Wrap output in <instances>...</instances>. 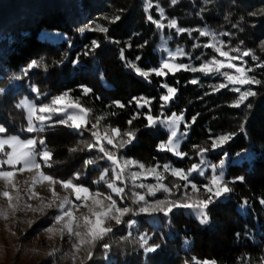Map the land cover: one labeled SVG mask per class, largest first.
I'll return each instance as SVG.
<instances>
[{"label":"trees","instance_id":"obj_1","mask_svg":"<svg viewBox=\"0 0 264 264\" xmlns=\"http://www.w3.org/2000/svg\"><path fill=\"white\" fill-rule=\"evenodd\" d=\"M154 1L156 4L157 0ZM158 2L169 19L192 30V35L182 33L177 43L199 55L205 50L202 47L207 38L196 30L209 27L223 32L229 48L251 49L259 57V60L245 57L246 67L253 68L249 75L264 80V68L256 67L257 63L264 62V0H178L175 5L169 0ZM155 4L148 12L144 0H0V88L9 87L0 94V123L8 133L27 127L25 110L16 105L21 97L31 94L30 86L38 87L41 95L48 96L72 90V97H79L84 106L92 108L93 116L116 113L102 124L119 127L122 132L138 130L136 139L120 149L119 155L149 166L171 163L187 170L200 163L198 150L193 147L199 145L209 148L205 155L209 163L218 164L228 156L226 180L244 177L243 181L230 183L233 191L210 206L209 224L202 225L197 217L184 209H175L168 216L158 213L163 223L165 221L158 228L148 216H142L138 218V230L132 231L127 240L122 239L128 236L126 229L114 234L121 243L107 237L96 246L93 258L86 264H195L193 258L215 260L217 264H260L264 261V205L260 203L264 198V86L252 85L257 96L250 97L240 107H233L239 93L230 85L219 91L213 90L226 82L218 73L181 70L165 77L153 74L149 80L137 75L126 62H134L144 69L160 66L157 46L161 29L146 18L151 14L154 19H160ZM114 14L121 15L116 23L104 20L105 16ZM97 24L108 27V33L80 31ZM165 32H168L167 28ZM52 34L64 37L49 36ZM93 40L99 41L100 47L89 51ZM197 43L200 47H194ZM121 49L124 50L123 60ZM77 58L79 63L74 64ZM32 61L41 66L28 70L31 78L10 86L13 77ZM194 79L198 83H191ZM163 83L177 88L168 106L160 99L166 94V89L161 86ZM80 85L93 91L85 96ZM141 96L152 100L150 111L153 116L183 112L190 131L180 150L188 153L187 156L180 158L158 150L157 145L168 139L169 132L160 124L145 127V113L149 108L128 103L133 97ZM114 100L121 101L126 107H110ZM249 102L252 104L250 109L246 107ZM137 113L139 116L128 124ZM193 117H196L195 123ZM242 126L244 131H241ZM226 133L235 135L221 147L212 149V140ZM39 135L46 138L53 151L54 163L50 171L54 175L58 173L65 177L72 170L82 171L84 161L94 153L87 149L69 151L78 145L83 147L81 141H90L87 131L81 134L65 125L55 124ZM240 154H243L240 161L233 163L232 159ZM99 161L104 163L103 159ZM98 169L96 165L85 168L83 182L89 183V175H94ZM193 178L197 184L205 181L196 176ZM245 200L247 204H244ZM142 233L151 236L149 244L161 247L146 255L136 238ZM103 243L111 245L107 254Z\"/></svg>","mask_w":264,"mask_h":264},{"label":"snow or ice","instance_id":"obj_2","mask_svg":"<svg viewBox=\"0 0 264 264\" xmlns=\"http://www.w3.org/2000/svg\"><path fill=\"white\" fill-rule=\"evenodd\" d=\"M172 5L178 3V0H169ZM154 7L153 0H147L146 11ZM155 7L160 12V15H164V9L159 6V2L155 4ZM121 12L123 10H120ZM147 20L154 23L157 28L163 29L165 27L174 28L178 33L189 32V29L181 28L178 26V21L170 19L165 25L161 20L154 19L149 14ZM121 19L120 14H114L111 17L105 16L104 20L109 23H116ZM84 31H94L107 34L109 28L103 24L89 25L87 28L80 29ZM201 36L211 37L209 43L205 44L204 47L214 49L218 54L213 55L211 59L205 60L199 67H194L190 64L177 63L178 57L189 55L183 48L177 47L175 51L168 50L167 58L160 62V66L151 69H144L139 67L134 62H126V66L132 69L137 75L143 77L145 80L154 74L156 76L165 77L170 73L175 75L176 72L181 70L190 72H202L205 74H220L224 77L227 83H221L217 85L213 90L219 91L221 88H227L229 85H239V87L233 88V91L239 93L238 98L232 104L233 107H240L249 101L250 97L257 96V91L251 87L252 85L264 86V80L256 78L255 75H249L253 72V68L246 67L247 61L244 57H251L254 60H259L256 57L253 50L246 49L242 50L240 47L229 48L225 50V44L223 41L218 40L217 34L210 32L207 29L196 30ZM224 35H231L230 33H224ZM243 44V41H240ZM166 44V42H165ZM100 47V42L93 40L89 51H95L96 48ZM131 47V45H128ZM143 47V45H141ZM194 47H200V45H194ZM235 52L237 55H233ZM124 50L121 49V59L124 58ZM88 52L85 53L87 55ZM140 58L137 57V60ZM241 61V64H236L233 61ZM59 63H63L60 61ZM74 64L79 63V59L73 61ZM40 63L32 61L26 69L22 70V75L14 76L13 79L21 80L23 76L27 75V72L31 68L40 67ZM47 67L46 65L44 66ZM257 68H264V62L257 63ZM225 69H234V72L225 71ZM101 79H103V73H100ZM150 82V81H149ZM191 83H198L197 80H192ZM248 85L250 87L243 88ZM166 89V94L162 95L160 99L164 104H168L174 99L177 88L172 87L167 83L161 85ZM83 92V95L87 96L93 90L86 85L79 86ZM32 90L37 94L41 95L40 89L33 86ZM5 92L4 88H0V94ZM72 90H68L60 93L59 95L53 96L49 103L36 104L33 101L25 98L20 101L16 107L25 109L27 112V127L24 131L28 133H36L37 135L22 138L20 134H7L8 129L4 125L0 124V182L3 183V189H0V197L6 200V207L0 205V219L7 220L9 213H15L21 210V202L23 196L21 195L20 183L27 184V195L31 198H40L41 204L39 208H33L32 205L24 202V207L32 210L33 212L39 211L41 215L46 214V210L54 206L53 202L59 200L58 204H55L58 214L52 217V225L45 229V232L49 234H59L60 239L63 240L67 235L69 241L72 242L71 253L65 252L61 256V259H71L73 264L78 259V254L83 251L86 253L88 260L92 259L94 250L98 244L105 241L107 237L113 233V226L110 222H115V225L126 224L129 229L133 227L137 222L134 219L125 221L124 217L130 213L138 215L140 213H164L168 216L175 209H189L192 210L199 222L202 225H207L211 221L209 215V208L215 204L221 197H226L233 189L229 186L230 183L235 181H243V176L235 177L232 181L226 180L224 177L223 165L224 161L221 160L219 165H209L212 169V175L208 183L204 185H198L193 179H189L193 173L204 175L202 164L205 163V154L209 151V148L200 147L194 145L198 150V154L201 158L200 164H193L187 170L183 168H176L170 164L146 166L140 161L124 158L119 155L120 149L125 148L136 139L137 129H130L127 131H121L119 127H113L110 124H102L110 116L116 115L115 112L104 113L102 115L93 116V109L84 106L79 97H72ZM135 102L138 108H149V111L145 113L147 124L145 127H155L158 124H162L165 128L170 130V134L166 141H161L157 147L161 151H168L173 153L177 157L183 158L188 153L180 150V142L186 133L180 131V124L184 123L183 112L177 114L172 113L170 116H153L150 111L152 100L147 97H133L128 103ZM125 108L126 105L119 100L112 101L110 107ZM247 108H251L252 104L249 102L246 104ZM54 116H61L62 118L53 120ZM139 113L135 114L129 121L128 124L132 123V120L136 119ZM196 117L192 118V122L195 123ZM60 124L66 125L69 128L75 129L78 133L87 131L91 134V141H81L83 147L79 145L70 149V152H76L78 150L83 151L87 149L92 151L95 149L100 155L92 158H88L84 161V168H88L89 165H98L100 159H104L110 162V168H104L101 171L99 178L93 183L99 186L101 183L106 185L108 191L101 192L97 187L96 191H92L86 187L83 182H80L82 172L77 171L72 176L67 178H59L45 171V168L51 169L53 167V151L48 147L46 138L39 135L43 133L49 124ZM91 125V127H89ZM190 127V125H187ZM241 131H244L243 126ZM235 133H226L215 137L212 140L211 148H219L223 144L227 143ZM227 155V154H225ZM43 166V167H42ZM163 171H160V168ZM137 168L138 171H132L131 169ZM219 168V174L216 173V169ZM111 171V176L109 172ZM24 173L33 174L31 176V183L26 179L22 182H17L16 177L18 174ZM165 173H170L172 176L177 177L179 180L185 183H173L171 187L164 183L166 179ZM154 176L156 179L155 184L139 183L137 181L142 177ZM47 182L48 190L51 193L50 198L41 197L39 193L35 191L37 184H44ZM129 183L133 188L144 189V192L133 191L129 197L125 189ZM59 185L66 195L63 197L56 191V186ZM191 188V192L188 188ZM183 189V191H182ZM158 192L165 193L164 199L149 200V197H155ZM176 193H181L178 198L173 199ZM116 198H113V197ZM131 199L133 205L121 206L120 202ZM248 202L245 200L244 204ZM260 203L264 205V198L260 199ZM80 209H85L80 215L76 213ZM29 226L35 221L30 220ZM56 225H60L59 228ZM16 235L15 232L12 233ZM240 234L237 233V236ZM131 236V232L128 236L122 237L127 240ZM52 235H49V239ZM151 236L147 233H142L138 237V243L140 248L143 249L147 255L154 253L161 246L159 244H149ZM102 247L106 250H110L111 245L109 243H103ZM17 252L20 251L19 247L15 249ZM61 250L54 248L48 253L50 257H55ZM195 260V264H217L215 260ZM83 264V262H82ZM189 264V262H186ZM260 264H264L261 261Z\"/></svg>","mask_w":264,"mask_h":264},{"label":"rangeland","instance_id":"obj_3","mask_svg":"<svg viewBox=\"0 0 264 264\" xmlns=\"http://www.w3.org/2000/svg\"><path fill=\"white\" fill-rule=\"evenodd\" d=\"M146 3H147V0H144L145 8H146ZM153 4H155L154 0H153ZM147 11L149 12L150 9H148ZM159 14H160V12H159ZM158 20H161L162 23L167 25V23L170 19L164 13L163 16L160 15V19H158ZM165 28L168 29V32H165ZM165 28L161 29V38H160V42L157 46V50L161 56V61L163 59L167 58V51L164 50V47H166L168 50H171V51H175L177 47L183 48L186 53H189V55L178 57L176 62L177 63L190 64L194 67H199V65L202 64L203 62H205V60L211 59L213 55H216L218 58L223 59L222 57L218 56V54L215 52L214 49L204 47L205 44L210 42L211 37H206L207 39H206V41L203 42V47H202L205 50L202 53H200L199 55H196L197 53L189 51L186 49V47L184 45L177 43L176 40L178 39V37L182 33H178L176 31V29H174V28H168V27H165ZM203 29H207L210 32L216 33L218 40L224 42L225 50L229 49V46L223 37V32H217V31H215L209 27H203L200 30H203ZM187 33L189 35H192V30H190ZM49 36L55 37L58 39H61L64 37V36L58 35V34H55V35L52 34ZM165 42H166V44H165ZM198 45H200V44H198ZM232 54L237 55V53H235V52H233ZM198 60H199V62H198ZM244 60H245V57H244ZM245 61H247V60H245ZM233 62L236 64L242 63L239 60L233 61ZM225 71L234 72L235 70L234 69H225ZM22 74L23 73L20 72L17 75H22ZM17 75H15V76H17ZM28 77L31 78V76L29 75V72H27V75L23 76V78L21 80H24V78L28 79ZM21 80H15L14 79L12 81L13 83L11 82L12 84L10 86L16 85ZM225 83H227V81ZM230 86H231V88L239 87V85H230ZM247 87H250V86L245 85V86H243L242 90L244 88H247ZM3 88L5 89V92L9 90L8 86L3 87ZM32 88H33V86L29 87L31 94L30 95H24L23 97H21L18 100L17 104L20 101L24 100L25 98H27L30 101H33L34 103H36L38 105L41 103L47 104L50 102V100L53 96H56V95L48 96V94L37 95L32 90ZM57 95H59V94H57ZM169 104H170V102L168 104H165V106H168ZM23 110H25V109H23ZM25 113H26V117H27L26 110H25ZM164 116H168V115H164ZM60 118H62V117L61 116H54L53 120H57ZM53 125H55V124L50 123L47 127H50ZM160 125H162V124H160ZM183 125H186V128H183ZM25 128L19 129V130L14 131L13 133H7V134H20L22 138H29V137L36 135V133H28V132L24 131ZM67 128H69V127H67ZM165 129H167V128H165ZM167 131L170 134V130L167 129ZM180 131L182 133H186V135L182 138V140L180 142V147H181L182 143L188 138L189 131H190V127H187V124L185 122V117H184V123L180 124ZM89 138H90L89 140L91 141L92 137H91L90 133H89ZM158 150L161 151L159 148H158ZM92 151L94 153L90 158L100 155L95 149H93ZM121 156L124 158H128V157H125L123 155H121ZM242 156H243V154L235 156L232 159V162L234 163V162L240 161ZM128 159H132V158H128ZM133 160H136V159H133ZM103 161H104V163H100V161H98V165H99L98 168L99 169L97 170V172L94 175H92V176L89 175V183H84L83 179H82L83 174L81 176L80 182H83L85 184V186L90 188L92 191H96L97 187L99 188V190L101 192L108 191L105 184L101 183L99 186H97L93 183V181H95L99 178L101 171L104 168H110V162H108L104 159H103ZM223 161H224L223 171H224V175H225L226 169H227L226 163H228V161H229L228 156ZM141 163L146 165V163H144V162H141ZM200 163H201V160H200ZM167 164L172 165L171 163H167ZM213 164L214 163H209L208 160L206 159V156H205V163L202 164V168L204 170V175H199L197 173H193L192 176L189 177V179H193V177L196 176V177L205 179V181L201 180L200 184H198V185H204V184L208 183L210 180V177L212 175V169H211V167H209V165H213ZM215 165H219V163L215 164ZM146 166H149V165H146ZM173 167H175V166H173ZM176 168H178V167H176ZM131 170L132 171H138L139 169L133 168ZM159 170L163 171V169H161V168ZM45 171L48 172L49 174L54 175L53 172L50 171V169L45 168ZM77 171H80L83 173L85 171V168L83 167L82 171L81 170H76V171L72 170L71 172L66 174L65 177H61L62 174H60V176H58L57 175L58 173L55 174L54 176H57V177L63 179V178H67V177L72 176ZM219 172H220V169L217 168L216 173L219 174ZM208 173H209V176H208ZM32 175L33 174H30V173H24L22 175L18 174L16 177V180L19 183V182H22V181L27 179L29 181V184H30ZM109 175L111 176V171L109 172ZM165 176H166V179L164 180V183L168 184L169 187H171L173 183H180L181 185H183L185 183L184 181L179 180L177 177L172 176L170 173H165ZM141 182L145 183V184H155L156 179L154 176H146V177H142L140 180H138L137 184H139ZM92 184H94V185H92ZM28 186L29 185H27V184L20 183L21 195L24 198L23 201L21 202V210H18L15 213L10 212L7 220L0 219V264H73V261L70 258L69 259H61V256L63 255V253H65V252L71 253L73 241H69L67 235H65L64 239L61 240L58 233L53 235V234H49V233L45 232V229L50 227L53 223L52 217L58 214V210L56 209L55 204H58L59 200H55L53 202L54 206L52 208L47 209L45 215H41L39 213V211L33 212L32 210L24 207V202L32 205L33 208H39L40 204H41V200H40V198H31L30 199L28 197V195L26 194ZM0 189H3V183L2 182H0ZM35 191L37 193H39L41 197H44V198H50L51 197V193L48 190L47 182H45L44 184H37ZM56 191L60 194L61 197L66 195L64 190L59 185L56 186ZM133 191L144 192L145 190L140 189V188H133L131 183H129L128 187L125 189V192L130 197ZM182 191H183V189H182ZM188 191L191 192L190 187L188 188ZM180 194L181 193H179V194L176 193V196H174L172 198L173 199L178 198L180 196ZM165 195L166 194L163 192H158L155 197H149V200L164 199ZM113 198H116V197L114 196ZM120 204H121V206L138 207V205L132 204L131 199H126V200L120 202ZM0 205H4L6 207V200L2 197H0ZM184 210L187 213L192 214L195 217H197L196 214L192 210H189V209H184ZM84 211H85V209H80V211L77 212L76 214L80 215V213L84 212ZM157 214L158 213H153V214L140 213L138 215H133L130 213L128 216L124 217L125 221H127L129 219H134L137 222L135 225H133V227L131 229H129L126 224L115 225L114 221L110 222L111 226H113V229H114L113 233L110 235V237H112L115 242L121 243V239H117L114 234L116 232L122 230V229H126L128 233L129 232L132 233V231L138 230V228H139V219L138 218L142 217V216H148L150 221L155 225L156 228L161 227L165 223V221L163 223V219H160ZM30 220L35 221V223H33L31 225V227L29 226V223H28ZM56 227L59 228L60 225H56ZM13 232H15L16 235H13L12 234ZM49 235H52L51 239H49ZM138 237L136 236V238H138ZM16 247L20 248L19 252H17L15 250ZM54 248H59L61 251L58 252L55 257H50L48 255V253L50 251H52V249H54ZM92 258H93V256H92ZM89 261L90 260H88L86 257V253L81 251L78 254V259L75 261V264H82V262H83V264H86Z\"/></svg>","mask_w":264,"mask_h":264}]
</instances>
